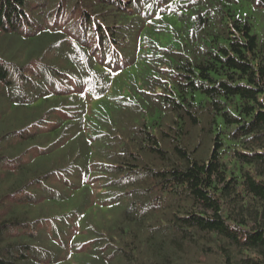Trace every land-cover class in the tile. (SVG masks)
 I'll return each instance as SVG.
<instances>
[{"label":"trees","instance_id":"1","mask_svg":"<svg viewBox=\"0 0 264 264\" xmlns=\"http://www.w3.org/2000/svg\"><path fill=\"white\" fill-rule=\"evenodd\" d=\"M0 264H264V0H0Z\"/></svg>","mask_w":264,"mask_h":264}]
</instances>
